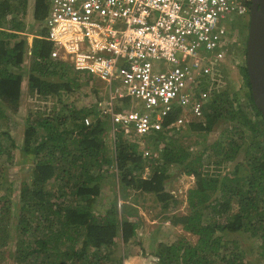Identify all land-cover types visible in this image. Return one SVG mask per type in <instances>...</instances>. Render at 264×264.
<instances>
[{"label": "trees", "instance_id": "obj_1", "mask_svg": "<svg viewBox=\"0 0 264 264\" xmlns=\"http://www.w3.org/2000/svg\"><path fill=\"white\" fill-rule=\"evenodd\" d=\"M27 3L0 0V119L9 125L30 100L19 147L11 130L0 127V248L9 244L12 264H123L135 255L128 250L136 239L145 253L139 220L130 217L139 209L157 217L169 207L170 167L190 171L203 210L165 216L181 236L147 256L159 264H246L236 240L229 239L240 231L259 242L256 253L264 260V119L250 92L245 47L235 63L248 95L242 83L221 84L216 77L203 83L209 100L185 130L131 137L118 126L112 134L109 117L95 104L71 107L67 96L79 81L64 75L67 64L50 59L56 46L43 25L45 0H34L31 24L25 21ZM24 33L33 35L31 45ZM187 136L201 147L181 141ZM15 149L26 167L15 169ZM220 166L229 168L221 172ZM6 167L20 180L5 186ZM84 170L98 171L100 180L82 176ZM115 177L128 178V200L124 193L120 202V193L116 197L110 188ZM149 197L154 205H147Z\"/></svg>", "mask_w": 264, "mask_h": 264}, {"label": "built area", "instance_id": "obj_2", "mask_svg": "<svg viewBox=\"0 0 264 264\" xmlns=\"http://www.w3.org/2000/svg\"><path fill=\"white\" fill-rule=\"evenodd\" d=\"M47 3L43 25L56 46L50 59L106 82L110 99L143 102L142 110L104 111L112 134L119 126L131 137L188 128L202 117L210 93L203 83L220 74L227 50L239 42L229 34L228 21L246 12L240 0ZM176 109L177 117L164 125Z\"/></svg>", "mask_w": 264, "mask_h": 264}, {"label": "rangeland", "instance_id": "obj_3", "mask_svg": "<svg viewBox=\"0 0 264 264\" xmlns=\"http://www.w3.org/2000/svg\"><path fill=\"white\" fill-rule=\"evenodd\" d=\"M31 5H32V0H28L25 14L28 13L29 14L28 19L33 22V18L31 16L33 14L31 10ZM228 23H229V34L232 33L231 35H237L239 42L236 45H232L231 47H229L230 50L227 51V55L222 65L223 66L222 70L220 74L217 76V78L221 84H225V83L227 84L226 81H229L230 83L235 84V87H238L239 84L242 83L243 87L241 88L248 95L247 88L244 84V80L242 78L241 72L237 68L236 65L237 62L235 63V61L240 62L243 60L242 57V55H244L243 49L245 47L246 39L248 35V21L245 17L232 14V17L228 21ZM69 68L70 69L67 71L64 70L65 72L64 75L66 76L68 75L70 82H73V79H75L76 77L79 81V86L76 87L72 92H69L67 96L68 100L71 102L70 103L71 107H76V106L81 107L89 104H95L99 108L103 107L104 105L106 107L109 106L110 100H109L107 84L98 80L96 76L86 73L75 72L71 67ZM120 89L123 90V88L121 87ZM100 99H101V103H98V100ZM124 101H127L128 102L127 104L129 106L142 105L141 101L138 98L131 96L126 97ZM113 102L115 105H119L121 101L115 99L113 100ZM29 105H30L29 99L24 101L21 105L20 112L13 116L14 121H12L9 125L8 123H6L5 119H0V127L11 130L12 137L16 144V147H19L21 145L23 132H24L23 120L27 113ZM179 129H184V128L180 127ZM116 133L120 134L121 132L120 133L116 132ZM181 141H185L186 143L188 142L189 144H193L191 149L194 148L198 149L201 147V145H197V143H195L196 141L195 136H189V137L187 136L185 138H182ZM143 150L144 152L148 151L145 148ZM19 152L20 151H18L17 149L14 150V154H13L14 162L16 163L14 164V166H16L15 169L26 167L27 165L26 161L24 162L20 161L21 158ZM207 167L209 169L213 168V166L210 164H208ZM228 168L229 167L227 166L226 168H222V166H220L219 170L221 172H225ZM5 170L6 171L3 172V179L4 181H6L5 186H8L11 180H15V181L20 180L21 176L19 175V173L15 171L8 172V167H6ZM6 172L7 174H5ZM169 172L170 175L166 178L165 181V189L170 193V200H168L169 202H167L169 207L166 208V210H163L162 214L158 213L157 217H153L152 211H147L146 213L141 209H139L138 212L139 215L137 217L136 216L130 217L135 221L139 220L138 228L139 231H141V234L139 235V241L141 242V246L143 244L145 245L144 246L145 253H144L141 250V247L139 246L137 239L134 243L133 242L130 243V249L128 251L131 250L135 254L134 255L135 260H132L130 264H159L155 260L151 259V257L147 256V254H149L151 251L158 249L162 244L170 243L176 238H180L179 236H181V230L178 227L172 226L171 224L167 223L168 218L164 219L165 216L167 217L171 213H177V214H182L186 212L195 213L196 211L201 212L203 210L202 207L204 202L201 201L200 198L196 196V194L192 193L193 178L191 176L190 171L183 170L182 168L170 167ZM80 174L85 177L92 176L93 179L100 180V177H98L97 175L99 174L98 171L84 170ZM6 176L7 178H5ZM125 182L126 183L128 182V178H125ZM125 182H123L121 178L119 180L116 179V177L110 179L109 181L110 188L116 193V197H119L118 194L120 193V197H119L120 202L123 201L122 198L124 193L126 196H128V198H125V200H128L129 197H131V194L133 193V191L132 192L129 191L131 189ZM15 187L16 186H14V188ZM146 202L147 205H152V204L154 205V201L152 197H149V199H147ZM236 208L237 206L234 204L233 210H236ZM119 237L120 236H118L115 239L118 249L120 248L121 245L123 246V243L119 239ZM229 239L236 240L239 249L246 255L247 258L246 264H264V260L260 258V256L256 253L258 252L257 245L259 242L256 241L255 238H250L245 233L239 231L231 234ZM150 240L153 241L152 246H149ZM125 246L126 245H124L123 247ZM120 250L122 249L120 248ZM0 251L3 253L5 257V260L0 261V264H12L14 251L11 248H9V244L7 246H4L3 248H0Z\"/></svg>", "mask_w": 264, "mask_h": 264}, {"label": "water", "instance_id": "obj_4", "mask_svg": "<svg viewBox=\"0 0 264 264\" xmlns=\"http://www.w3.org/2000/svg\"><path fill=\"white\" fill-rule=\"evenodd\" d=\"M250 12L245 44V64L250 92L264 119V0H256Z\"/></svg>", "mask_w": 264, "mask_h": 264}, {"label": "crops", "instance_id": "obj_5", "mask_svg": "<svg viewBox=\"0 0 264 264\" xmlns=\"http://www.w3.org/2000/svg\"><path fill=\"white\" fill-rule=\"evenodd\" d=\"M33 2H34V0H32V5H31V10H32V8H33ZM45 3H46V6H47V13H48V3H47V0H45ZM33 13V12H32ZM28 13H26V19H25V21H26V23L27 24H31L32 23V21L31 20H29L28 19ZM32 16V15H31ZM47 17V16H46ZM32 19V18H31ZM46 19V18H45ZM26 36H27V42H28V45H31V41H32V37H33V35L32 34H29V33H24ZM98 80H100L99 78H98ZM101 81V80H100ZM101 82H103V81H101ZM105 84H107L106 82H104ZM107 87H108V93H109V100H110V102H109V106L108 107H106L105 105L103 106V107H98V109L99 110H103L102 111V113L104 114V115H106V116H108L107 114H105L104 113V111L106 110V109H108L110 106H112L115 110H121V111H123V110H128V109H132V108H135V109H139V110H142L143 109V102L141 101V103H142V105L140 106V105H138V106H129L127 103V101H124V99L126 98V97H128V96H124V97H121V98H114V99H110V89H109V86H108V84H107ZM119 88V90H120V87H118ZM115 99H117V100H119V101H121L120 102V104L119 105H115L114 104V102H113V100H115ZM112 102V103H111ZM86 106V105H85ZM109 117V116H108ZM175 117H177V116H175ZM86 119V118H85ZM88 120H90L89 118H87ZM87 124V123H86ZM183 128V127H182ZM184 129H186V128H184ZM178 130V129H177ZM124 135H126L125 133H123ZM146 152L148 153V151H145L144 153L146 154ZM131 256H129V258L128 257H126V259H125V262L124 263H126V264H130L131 262H132V260H135V256H133V257H131ZM129 261V262H128Z\"/></svg>", "mask_w": 264, "mask_h": 264}, {"label": "flooded vegetation", "instance_id": "obj_6", "mask_svg": "<svg viewBox=\"0 0 264 264\" xmlns=\"http://www.w3.org/2000/svg\"><path fill=\"white\" fill-rule=\"evenodd\" d=\"M240 1L246 5V12L244 14V17L248 21V28H249L250 12H251L252 5L255 3V5H257V8L259 7V5L256 0H240Z\"/></svg>", "mask_w": 264, "mask_h": 264}, {"label": "clouds", "instance_id": "obj_7", "mask_svg": "<svg viewBox=\"0 0 264 264\" xmlns=\"http://www.w3.org/2000/svg\"><path fill=\"white\" fill-rule=\"evenodd\" d=\"M147 154V153H146Z\"/></svg>", "mask_w": 264, "mask_h": 264}]
</instances>
